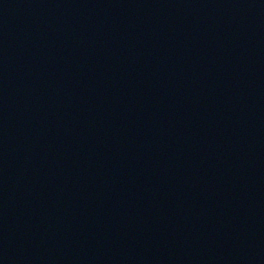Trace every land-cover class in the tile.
I'll use <instances>...</instances> for the list:
<instances>
[{
  "label": "water",
  "instance_id": "95a60500",
  "mask_svg": "<svg viewBox=\"0 0 264 264\" xmlns=\"http://www.w3.org/2000/svg\"><path fill=\"white\" fill-rule=\"evenodd\" d=\"M0 264H264V0H0Z\"/></svg>",
  "mask_w": 264,
  "mask_h": 264
}]
</instances>
